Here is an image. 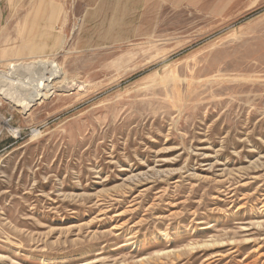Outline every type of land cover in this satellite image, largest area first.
<instances>
[{"label":"rangeland","instance_id":"rangeland-1","mask_svg":"<svg viewBox=\"0 0 264 264\" xmlns=\"http://www.w3.org/2000/svg\"><path fill=\"white\" fill-rule=\"evenodd\" d=\"M0 85V264H264V0H0Z\"/></svg>","mask_w":264,"mask_h":264},{"label":"bare ground","instance_id":"bare-ground-1","mask_svg":"<svg viewBox=\"0 0 264 264\" xmlns=\"http://www.w3.org/2000/svg\"><path fill=\"white\" fill-rule=\"evenodd\" d=\"M7 68H9L10 70L11 69H13L14 68V66L13 65H10V66H8ZM6 69V68H5ZM61 69V68H60ZM21 73H23V72H21ZM3 74V73H2ZM4 75V74H3ZM49 77H50V75H48ZM52 77H55V76H52ZM60 77V76H59ZM59 77H58V79H59ZM24 78V77H23ZM38 78V77H37ZM2 81H4V80H2ZM24 82V81H23ZM2 83V82H1ZM26 83H27V81H26ZM79 83V82H78ZM30 84V83H29ZM80 84V83H79ZM72 85V84H71ZM77 85V84H76ZM46 86H49V85H46ZM50 87V86H49ZM51 88V87H50ZM58 88V87H57ZM73 88V87H72ZM11 89V88H10ZM60 90V89H59ZM47 91V90H46ZM69 91V90H68ZM0 92L1 93H4V94H6V95H8V93H7V90L6 89H3V86L2 85H0ZM48 93H50V92H48ZM11 94V93H10ZM1 95V94H0ZM2 96V95H1ZM13 96V95H12ZM37 96V95H36ZM47 97V96H46ZM9 98V97H8ZM22 100H23V98H22Z\"/></svg>","mask_w":264,"mask_h":264}]
</instances>
